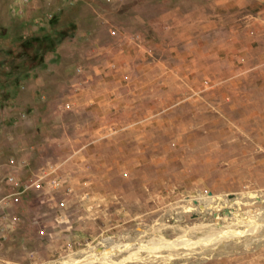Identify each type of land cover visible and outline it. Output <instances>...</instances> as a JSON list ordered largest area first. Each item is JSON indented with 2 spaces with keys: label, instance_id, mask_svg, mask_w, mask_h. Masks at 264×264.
Segmentation results:
<instances>
[{
  "label": "rangeland",
  "instance_id": "374dc122",
  "mask_svg": "<svg viewBox=\"0 0 264 264\" xmlns=\"http://www.w3.org/2000/svg\"><path fill=\"white\" fill-rule=\"evenodd\" d=\"M6 173L0 264H264V0H0Z\"/></svg>",
  "mask_w": 264,
  "mask_h": 264
},
{
  "label": "built area",
  "instance_id": "2783aa9c",
  "mask_svg": "<svg viewBox=\"0 0 264 264\" xmlns=\"http://www.w3.org/2000/svg\"><path fill=\"white\" fill-rule=\"evenodd\" d=\"M12 160V158H9L8 162H11ZM1 179L2 181L4 180V184L6 182L10 184L12 188L11 190L5 191L2 195H0V207H4L5 205H9L17 201L21 192H23L29 187H37L41 181V177L38 175L36 177L30 178L29 181L24 182L12 173H6L2 175ZM2 218L0 217V225L1 222H3L1 221ZM10 222H12V220Z\"/></svg>",
  "mask_w": 264,
  "mask_h": 264
},
{
  "label": "bare ground",
  "instance_id": "6f19581e",
  "mask_svg": "<svg viewBox=\"0 0 264 264\" xmlns=\"http://www.w3.org/2000/svg\"><path fill=\"white\" fill-rule=\"evenodd\" d=\"M211 198L212 197H205V198H201V201H200V204L202 205V206H204V207H208L209 206V204H210V202H211ZM238 220V219H237ZM104 246H107V245H104ZM109 246V245H108ZM112 247H115V250H114V252H116L117 250H121V249H124V246H119V245H113ZM113 249V248H112ZM105 252L104 253H106V255H109L108 254V250H104ZM95 252V251H94ZM132 255V254H131ZM98 257V256H97ZM128 257H130V256H128ZM131 258V257H130Z\"/></svg>",
  "mask_w": 264,
  "mask_h": 264
}]
</instances>
